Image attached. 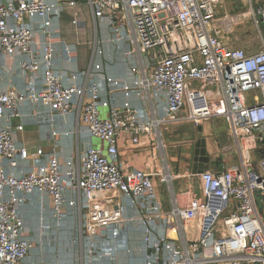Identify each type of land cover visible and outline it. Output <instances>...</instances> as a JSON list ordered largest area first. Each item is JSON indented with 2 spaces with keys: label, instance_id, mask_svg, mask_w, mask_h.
Instances as JSON below:
<instances>
[{
  "label": "built area",
  "instance_id": "1",
  "mask_svg": "<svg viewBox=\"0 0 264 264\" xmlns=\"http://www.w3.org/2000/svg\"><path fill=\"white\" fill-rule=\"evenodd\" d=\"M218 2L88 0L96 22L107 21L118 39L132 46L128 54H140L142 77L124 84L125 94L139 88L147 99L159 96L164 106L162 117L146 122L129 102L123 117L114 110L102 118L96 82L84 99L81 78L102 75L100 65L96 71H74L73 83L67 71L54 69L55 32L64 8L76 0H0V66L9 68L20 56L19 68L29 78L21 91L9 86L0 71V264H23L30 253L32 240L20 209L30 194L51 197L59 225L68 208L74 214L79 209L78 228L90 264L116 257L117 240L131 218H139L144 227L143 264H264V226L256 205L257 198H264V154L257 156L264 150V34L255 51L225 43L221 31H232L240 15L218 17ZM249 16L264 30V2L252 7ZM78 19L75 12L74 22ZM64 49L70 60L74 48L65 44ZM41 71L38 86L34 81ZM26 102L46 106L66 120L75 114L82 134L105 141L107 150L90 146L77 164L72 152L59 156L18 146L15 130L24 125L14 127L12 121L21 117ZM218 117L227 122L239 167L199 172L203 201L176 204L165 212L153 181L162 173L124 169L120 132H131L137 148L141 134L161 123L199 124ZM62 131L52 127L50 138ZM128 205L136 211L132 217ZM169 214L179 221H199V237L181 241L159 234L155 219ZM47 226L43 223L40 230Z\"/></svg>",
  "mask_w": 264,
  "mask_h": 264
},
{
  "label": "crops",
  "instance_id": "2",
  "mask_svg": "<svg viewBox=\"0 0 264 264\" xmlns=\"http://www.w3.org/2000/svg\"><path fill=\"white\" fill-rule=\"evenodd\" d=\"M48 1L58 4L68 0ZM263 2L264 0H260L259 5ZM75 12L79 14L77 23L74 22ZM40 24L41 20L37 19L36 25ZM255 28L257 29L256 46L250 45L251 36L248 39L226 40L224 38L226 30L221 31L222 40L229 45L255 51L259 48L261 34H264L263 29L257 26ZM118 37L119 35L112 30L107 21L96 22L88 0H76L75 6L66 5L61 14L59 29L55 32L53 67L56 70L67 71V81L73 83L71 73L83 70L96 71V65H100L102 75H91L86 80L82 77L81 80L86 85L85 100L90 96V84L97 83L103 117H111L114 110L123 117L127 112L124 108L125 102H129L136 110L135 113L146 122L152 121L155 117H162L164 106L160 103L159 96L153 95L152 98L147 99L139 93V88L129 96L125 94L124 84H132L134 80L142 77L140 67L143 66V62L139 53L128 54L132 46L128 42L119 40ZM65 44L72 45L75 50L70 60H67ZM20 58L16 56L9 68L0 66V71L9 86L25 91L28 88L29 78L23 76L19 68ZM43 79L41 71L34 82L41 86ZM21 112V117L12 121L14 127L24 125L22 130H15L16 144L26 146L31 152L39 148L46 153L55 151L59 156L72 152L75 162L79 164L88 147L107 150L105 141L96 136L82 134L75 114H71L66 120L46 106L32 105L28 102L21 105ZM178 124L179 126L172 128L174 131L171 132V127ZM52 127L63 130L53 139L49 135ZM187 128L196 131L194 138H182L185 134L182 132ZM132 137L131 132L122 131L117 139L123 167L126 170L141 169L162 173V176H154L153 181L163 200L165 212H172L176 204L186 207L192 203H201L204 199L199 172L194 173L195 165L201 164L202 157L197 142L204 140L206 151L209 153V161L204 163V170L213 172L234 170L240 164L239 153L232 150L234 143L227 122L223 118L218 117L199 124L188 121L161 123L150 133L141 134L142 145L137 148L132 144ZM96 138L99 139L98 143L94 141ZM161 143L164 144L163 147ZM263 154L264 150L261 149L257 156ZM195 158L198 160L196 161ZM30 161L33 162V159ZM167 175L171 177V182L166 180ZM67 196L70 197L71 193L67 192ZM80 199L84 200L83 194H80ZM20 209L26 221V236L32 240L30 253L23 264H90L79 228L78 240L73 238L72 222L75 214L70 208L63 215L61 225L54 215L52 200L48 195L30 194L21 204ZM127 209L131 217L136 213L132 206L128 205ZM77 212L79 218V209ZM43 223L48 224L44 231L40 230ZM154 226L159 234L181 241L195 240L200 234L199 221H179L171 214L162 218L157 217ZM143 238L144 227L141 220L131 218L128 224H124L117 240L119 250L116 257L94 259L93 264H143L145 256Z\"/></svg>",
  "mask_w": 264,
  "mask_h": 264
},
{
  "label": "rangeland",
  "instance_id": "3",
  "mask_svg": "<svg viewBox=\"0 0 264 264\" xmlns=\"http://www.w3.org/2000/svg\"><path fill=\"white\" fill-rule=\"evenodd\" d=\"M252 3V4H251ZM260 4V0H219L218 2V17H221L224 14H231L234 17H237L238 15H240V18L238 19V21L233 24V28L232 31L227 32L226 34H224V38L226 40H230V39H248L250 36V45L251 46H256L257 45V29L255 28L252 19L249 16V13L251 11V8L254 7V9H257V6ZM256 37H255V36ZM253 37V39H252ZM235 47V46H234ZM102 116V115H101ZM102 118H106L103 117ZM180 124V123H179ZM178 125H174L171 127V132L174 131V129L172 130V128H175ZM182 124V123H181ZM182 133H185L182 135V138H188V139H192L194 138V134L196 133V131L194 130H184ZM172 140H177V139H172ZM95 143L99 142V139H94ZM168 181L171 182L170 178H167ZM257 210H258V214L259 217L262 221V224L264 226V198L261 200L260 198H257ZM78 215L77 213L73 216V222H72V228H73V238H75V240H78ZM75 251H77L76 247H74ZM129 255V254H128ZM75 264V263H74Z\"/></svg>",
  "mask_w": 264,
  "mask_h": 264
},
{
  "label": "water",
  "instance_id": "4",
  "mask_svg": "<svg viewBox=\"0 0 264 264\" xmlns=\"http://www.w3.org/2000/svg\"><path fill=\"white\" fill-rule=\"evenodd\" d=\"M197 147L201 148L202 157L200 158L201 164H199V166L195 165L194 173L202 172L205 168L204 163L209 161V153L206 151V142L204 140L197 142ZM195 160L197 161L198 159L195 158Z\"/></svg>",
  "mask_w": 264,
  "mask_h": 264
},
{
  "label": "bare ground",
  "instance_id": "5",
  "mask_svg": "<svg viewBox=\"0 0 264 264\" xmlns=\"http://www.w3.org/2000/svg\"><path fill=\"white\" fill-rule=\"evenodd\" d=\"M162 144V147L164 146V144L163 143H161ZM165 178H166V180H167V178H170L171 179V177H169L168 175L167 176H165ZM168 181V180H167Z\"/></svg>",
  "mask_w": 264,
  "mask_h": 264
}]
</instances>
